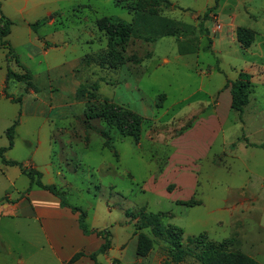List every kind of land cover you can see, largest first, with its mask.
Returning <instances> with one entry per match:
<instances>
[{
    "label": "rangeland",
    "instance_id": "obj_1",
    "mask_svg": "<svg viewBox=\"0 0 264 264\" xmlns=\"http://www.w3.org/2000/svg\"><path fill=\"white\" fill-rule=\"evenodd\" d=\"M0 1L14 22L6 39L21 64L0 48V148L9 146L6 132L21 112L14 146L4 157L61 188L71 206L87 212L89 229L112 232L101 263L162 264L166 235L142 228L154 247L140 258L134 234L148 222L145 215L162 212L169 216L163 227L184 231V246L204 234L264 264V149L250 145L264 144V0H219L203 23L206 34L199 24L216 0H169L173 6L157 8L158 14L196 26L189 36H198V51L181 55L176 37L153 43L135 38L124 57L141 62L117 69L105 62L108 37L97 22L116 17L131 23L135 11L129 7L144 0ZM41 20L46 24L37 31L28 26ZM214 21L221 25L216 33ZM239 27L254 32L248 49L237 41ZM210 42L212 49L202 50ZM7 69L33 75L32 87L8 82L7 93L20 102L3 95ZM242 71L252 75V89L240 115L231 110L225 85ZM105 101L143 119L139 139L123 136L107 118L88 117ZM193 117L192 127L176 135ZM0 172V264H68L75 248L97 250L101 239L95 235L84 240L74 226L52 224L67 239L56 254L32 205L46 192L33 187L30 197L29 178L18 166H5L1 155ZM185 263L198 264L191 257ZM81 264L92 262L86 257Z\"/></svg>",
    "mask_w": 264,
    "mask_h": 264
},
{
    "label": "trees",
    "instance_id": "obj_2",
    "mask_svg": "<svg viewBox=\"0 0 264 264\" xmlns=\"http://www.w3.org/2000/svg\"><path fill=\"white\" fill-rule=\"evenodd\" d=\"M145 2H138L134 7H129L135 11L133 21L131 23L116 17H103L98 20L97 26L104 34L108 37V48L109 50L105 54V62L112 67L117 69L121 65L125 64L127 61H134L135 63H140L141 60L133 57L130 60H126L124 57L125 45L135 38L143 39L148 43H153L163 37H176L178 39L179 51L181 55L187 53H193L198 51L197 42L198 36H189L190 33H194L196 26L182 23L176 21L167 16H162L158 14L157 8L161 6L171 7L172 2L169 0H144ZM119 2V1H118ZM219 0H216V5L209 8L203 15V19L199 24L200 30L203 33H207V29H203V23L210 19V14L214 12L217 7ZM215 15V13H214ZM46 24V20L37 21L36 23H29L28 26L37 31L42 25ZM14 22L7 18L2 11V3L0 1V48L7 50V58H13L19 65L18 56L15 53L14 48L6 39L11 34V28ZM254 32L245 27H239L237 29V41L240 43L241 47L248 49L254 42ZM211 42L209 45L204 46L202 50L209 51L212 49ZM118 46L120 48H118ZM149 58L150 55H147ZM33 75L31 71L26 69L23 74L16 73L10 69L6 71L5 86L3 90V95L5 98L11 100L12 102H20V99L13 98L7 93V85L10 80L16 82L26 83L28 87H32ZM252 75L242 71L238 74L235 81L227 82L225 88H230L231 94V110L243 114L246 106L250 101V94L252 89L251 84ZM98 88V86H97ZM96 95L93 94L92 97ZM165 99L164 95H161ZM107 111L111 115H107ZM106 112V113H105ZM21 112L19 116L14 121L13 125L7 130L6 135L9 139V146L7 148H0V155L2 158V163L5 166H18L23 175L27 176L30 180V185L26 192H30L33 187H37L43 191H47L59 200V204L62 208H69L73 213L78 214V228L84 236L95 235L97 238L102 240L99 248L92 253H85L84 251L76 252L68 261V264H75L83 258H89L92 264H103L99 261L98 256L100 254H106L112 248V232L109 229H89L86 224L87 212L80 207L71 206L67 199L65 192L55 184H45L42 181L43 174L35 169L24 167L20 163L14 160H7L4 157V153L12 149L15 140V129L19 125ZM89 118H107L112 126H115L123 136L132 137L139 139L141 133V125L143 119L135 112L128 110L122 106L115 103H108L105 101L101 107L98 109L90 108L88 113ZM193 117L190 121L186 123L183 127L179 129L176 135H182L184 132L189 130L194 121ZM106 137V145L110 144L111 138L107 136L106 132L102 133ZM264 149V144L254 145ZM233 149L236 147V143L231 146ZM170 189V187L168 188ZM171 192V190H169ZM177 204L183 206H193L195 204H200L196 201H177ZM127 216L134 219V213L128 212ZM169 217L167 213L150 214L145 215L144 218L148 220L147 223L137 227L135 235H137V247L136 255L140 258L147 257L149 253L153 250L154 241L146 233L142 232L141 229L147 226H152L158 235L165 234L167 238V243L169 248L167 250L166 258L163 260L162 264H186V259L191 257L197 261L198 264H261L253 257L240 251L231 249L225 242H214L206 235H200L194 238H188L189 244L184 246L182 243L184 231L180 228H170L163 227V219ZM141 232H138V231ZM110 264H122L119 259H114Z\"/></svg>",
    "mask_w": 264,
    "mask_h": 264
},
{
    "label": "crops",
    "instance_id": "obj_3",
    "mask_svg": "<svg viewBox=\"0 0 264 264\" xmlns=\"http://www.w3.org/2000/svg\"><path fill=\"white\" fill-rule=\"evenodd\" d=\"M215 15H217V14H215ZM1 70L2 69L0 68V71ZM1 175H2V172H0V178H1ZM43 192H46V193H41V194H44V195H42V196H44V198H42V200H40V201L32 202V205H33L35 211L38 212V215L40 217L38 219H41V220L43 219V227L45 229L47 239L50 242V244L52 245V248L56 249V251H55L56 254L61 255L63 253V249L65 248L64 244H66L67 239H66V236H64L65 234H64L63 230H62L63 233L61 232L60 234L57 235L56 232L54 231V229L52 228V224H56L60 229L62 227L69 226V224H70L71 227H73V226L75 227V231L84 240L88 239L89 236H84L82 234V232L80 231V229L78 228V223H77L78 214L73 213L69 208H62L59 204V200L56 197H53V195L51 196L50 194H48L49 192H47V191H43ZM29 195H30V197H32L34 195L33 189L31 190ZM10 209H12V211H13L12 214H14V212H16L15 208H10ZM58 240H60V241L58 242ZM101 243H102V240H100L99 246L101 245ZM78 251H81V248L80 249L75 248L74 254ZM74 254H72V256ZM83 261H84V258L75 264H81V263H83Z\"/></svg>",
    "mask_w": 264,
    "mask_h": 264
},
{
    "label": "built area",
    "instance_id": "obj_4",
    "mask_svg": "<svg viewBox=\"0 0 264 264\" xmlns=\"http://www.w3.org/2000/svg\"><path fill=\"white\" fill-rule=\"evenodd\" d=\"M213 23V31L216 33L221 29V25H219L216 21H214Z\"/></svg>",
    "mask_w": 264,
    "mask_h": 264
}]
</instances>
